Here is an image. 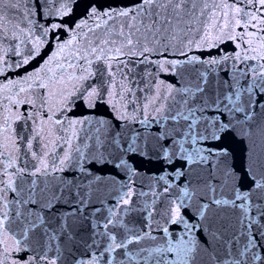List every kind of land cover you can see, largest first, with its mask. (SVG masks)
Returning <instances> with one entry per match:
<instances>
[{
	"label": "snow or ice",
	"instance_id": "snow-or-ice-1",
	"mask_svg": "<svg viewBox=\"0 0 264 264\" xmlns=\"http://www.w3.org/2000/svg\"><path fill=\"white\" fill-rule=\"evenodd\" d=\"M0 264H264V0H0Z\"/></svg>",
	"mask_w": 264,
	"mask_h": 264
}]
</instances>
